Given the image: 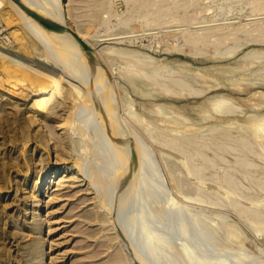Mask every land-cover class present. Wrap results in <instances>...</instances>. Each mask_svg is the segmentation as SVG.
<instances>
[{"label": "rangeland", "instance_id": "374dc122", "mask_svg": "<svg viewBox=\"0 0 264 264\" xmlns=\"http://www.w3.org/2000/svg\"><path fill=\"white\" fill-rule=\"evenodd\" d=\"M90 1L21 0L29 20L12 0L0 4V264H112L120 252L129 264H264V222L241 212L264 213V190L237 169L242 191L228 186L235 151L197 176L187 169L188 155L153 141L146 130L173 138L218 125L264 143V131L256 136L249 129L264 115V0H109L89 23L85 14L98 0ZM103 47L147 54L194 90L155 85L152 94H141L127 75L134 59ZM231 47L237 52L224 54ZM33 72L44 84H31ZM54 76L61 93L54 89L60 102L49 125L25 103ZM100 78L115 92L110 104L87 98L84 87L99 94ZM75 85L86 94L77 98L87 101L77 104ZM221 96L235 110L213 111L210 98ZM205 152L214 158L213 149ZM249 156L264 178V156ZM140 176L146 186L138 185ZM199 192L217 203L192 198ZM196 220L214 227V236Z\"/></svg>", "mask_w": 264, "mask_h": 264}, {"label": "bare ground", "instance_id": "6f19581e", "mask_svg": "<svg viewBox=\"0 0 264 264\" xmlns=\"http://www.w3.org/2000/svg\"><path fill=\"white\" fill-rule=\"evenodd\" d=\"M92 1V0H91ZM90 1V2H91ZM147 1V0H146ZM3 2V0H0V4ZM12 7H15L18 14L20 15V17H22L24 20H29V15L26 13L27 10H25V6L23 4H21V0H12ZM135 3V2H134ZM111 5V4H110ZM133 5V4H132ZM95 8L96 10L91 13H89L91 10H89V12L87 14H85V20H87L89 23L94 21V20H97L99 18V15H100V11L101 10H104L107 8H109V0H98L97 3H95ZM111 8V7H110ZM111 10V9H110ZM109 10V12H110ZM108 12V11H107ZM101 16V15H100ZM104 16V15H103ZM21 18V20H22ZM101 18V17H100ZM25 22V21H24ZM26 26L27 24L24 23ZM28 27V26H27ZM212 30V29H211ZM222 31V30H221ZM220 32V31H218ZM233 33V32H232ZM243 33V32H242ZM211 34V33H210ZM218 34V33H217ZM220 34V33H219ZM218 34V35H219ZM215 35V33H214ZM221 35V34H220ZM4 37V36H3ZM201 37V36H200ZM204 38V37H203ZM6 39V38H5ZM224 39V38H223ZM194 42H195V39H193ZM238 40V39H237ZM208 41V40H207ZM221 41V40H220ZM222 42V41H221ZM190 43V41H189ZM207 44V43H206ZM194 45V44H193ZM189 46V45H188ZM105 47V46H104ZM102 48L104 49L103 52H108V50L110 51H119L122 55H128L130 58H133L134 60L130 61L128 63V66H134L135 68H133V70H131L130 72L128 71L127 72V75L130 76L132 82L135 84V87L138 89V91L141 93V94H145V95H149V94H152L153 91L155 90V85H162L165 89L171 91V92H179V90L183 89V88H187L188 90H194V88L191 86V84L184 78H181L178 77L177 75H174L173 73L171 74H164V72L162 71V68L165 66L164 64H162L161 66H163L162 68L159 67V66H155L153 64V58L147 54H142V53H139L137 51H128L126 49H123V48H118V47H107L106 49L105 48ZM225 47V46H224ZM239 50V49H238ZM139 51V50H138ZM236 51L235 48H228L226 50L225 53L227 54H231V53H234ZM217 52V51H215ZM237 52V51H236ZM1 53V52H0ZM50 54V53H49ZM226 54V55H227ZM121 55V56H122ZM216 55V53H215ZM217 55H220V54H217ZM222 55V54H221ZM52 56V54H51ZM115 56V55H114ZM120 56V55H119ZM118 57V56H117ZM124 57V56H123ZM129 58V59H130ZM155 62V61H154ZM122 63H125V62H122ZM156 63V62H155ZM33 64V63H32ZM21 65H24L26 66V64H23L21 62ZM30 66V64H29ZM124 66V65H122ZM27 67V66H26ZM168 67V66H167ZM8 69V68H7ZM23 69V68H22ZM168 69V68H167ZM17 70V69H16ZM19 70V69H18ZM17 70V71H18ZM32 70V69H31ZM164 70V69H163ZM169 70V69H168ZM9 71V70H8ZM17 71L15 72H12V73H15V74H18ZM21 73L23 76L25 75V73H27L26 76L30 75L28 74V72H26V69L24 71L23 70H20ZM19 71V72H20ZM28 71V70H27ZM36 72V71H35ZM35 72L31 73V74H34ZM69 72V71H68ZM67 72V73H68ZM8 73V72H6ZM30 73V72H29ZM64 73V72H62ZM38 75V73H35V75ZM70 74V73H69ZM12 75V74H10ZM34 76H31L33 78H31V84H32V79L34 81H37L38 84L43 83L42 81V77L41 79L38 78L39 76L36 75V77ZM40 75V74H39ZM61 77V76H60ZM63 77V76H62ZM61 77V78H62ZM23 78V77H22ZM26 79V77H25ZM5 80V79H4ZM20 80V79H19ZM44 80V78H43ZM21 81V80H20ZM69 81V80H68ZM6 82V81H5ZM18 82V80H17ZM30 82V81H29ZM66 82V81H65ZM83 82V81H81ZM100 87H99V91L100 93L99 94H95L93 96V87L89 86L88 87V90L86 87H84L86 93H87V98H89V96H91L93 99H98L102 104H110L112 103L113 101H115V92L113 91V87L110 85L109 82L103 80L100 78ZM13 83V82H12ZM69 83V82H68ZM79 83V82H78ZM37 84V83H36ZM77 84V83H76ZM82 84V83H81ZM11 85V84H10ZM34 85V83H33ZM47 86L45 87H41L43 88V90H39V92L37 93L36 92V98H34L31 102H26L25 104L29 105L30 104V109L33 110L35 113H38L39 115H42V119L44 120L45 123H48L49 125H51L52 123H54L55 119H54V115H52L54 113V109L57 108V103H59V97L58 95H56L54 89L56 87H59L56 85V78L54 76V78L48 82L46 84ZM66 85H69V84H66ZM78 85V84H77ZM75 85L73 87V90L75 91L76 94V98H77V95L78 97L82 96V95H85V93H83L82 89L80 88V86H77ZM83 85V84H82ZM86 85V84H85ZM83 85V86H85ZM3 86V85H2ZM72 86V85H71ZM194 86V85H193ZM14 87V85H13ZM12 86H7V92H9L12 96H16V94H18V90H16L15 88H13ZM134 87V86H133ZM158 87V86H157ZM22 89V88H21ZM58 89V88H56ZM55 89V90H56ZM161 89V88H160ZM185 89V90H187ZM20 90V89H19ZM53 90V91H52ZM180 90V91H181ZM21 91V90H20ZM57 91V90H56ZM157 91V90H156ZM198 91V90H197ZM6 92V93H7ZM24 92V91H23ZM59 92H60V87H59ZM165 92H167L165 90ZM203 92V91H202ZM4 93H5V90H4ZM20 93V92H19ZM30 93V92H29ZM61 93V92H60ZM71 93V92H70ZM164 93V92H163ZM169 93V92H167ZM185 93V92H184ZM21 94V93H20ZM170 94V93H169ZM163 95V94H162ZM216 95V94H215ZM211 96V95H210ZM85 98V97H84ZM83 98V99H84ZM78 99V98H77ZM81 99V98H80ZM80 99L77 100V104H78V101L80 103ZM81 99V100H83ZM90 99V98H89ZM88 99V100H89ZM95 99V100H96ZM86 100V99H84ZM231 100V99H230ZM228 98H225V97H215V99L213 98H210L209 101H211L210 103H212V110L217 112V113H226V112H231L233 110H235V103L233 101V103L230 101ZM25 101V100H24ZM87 101V100H86ZM15 102V101H14ZM19 103V102H18ZM82 103V101H81ZM20 104V103H19ZM75 105L76 104V101L74 102ZM83 104V103H82ZM81 105V104H79ZM18 106V105H16ZM83 106V105H81ZM72 107V106H71ZM108 107H111L110 105L107 106L106 108ZM77 108V107H76ZM75 108V112L78 113L81 112V111H78L76 110ZM129 108H132V107H129ZM128 108V109H129ZM71 109H74V108H71ZM82 109V107H81ZM100 110V113L103 115V116H107V111L105 112V110L103 108H98ZM162 109V108H161ZM20 110V109H19ZM80 110V109H79ZM164 110V107L163 109ZM161 110V111H162ZM168 110V109H167ZM208 110V109H207ZM29 111V110H28ZM170 111V110H169ZM208 111H211V110H208ZM31 112V111H29ZM44 112V113H43ZM126 112V110H125ZM128 112V111H127ZM133 112V111H132ZM172 112H176V113H183L181 112L179 109H173ZM82 113V112H81ZM125 114V113H124ZM123 114V115H124ZM132 114V113H131ZM127 115V114H125ZM176 115V114H175ZM174 115V116H175ZM83 116V115H82ZM128 116V115H127ZM132 116V115H131ZM168 116V115H166ZM173 116V117H174ZM178 116V115H177ZM135 117V116H134ZM181 117V116H179ZM184 117V116H183ZM254 117V116H252ZM259 117V120L253 124L250 125L249 129L252 130V132L256 135V136H261V131H264V115H260L258 116ZM137 118V117H136ZM80 119V118H79ZM134 119V118H133ZM138 119V118H137ZM81 120V119H80ZM131 120H132V117H131ZM179 120V118H178ZM181 120V119H180ZM183 120V119H182ZM38 121V119L36 120ZM145 123V122H144ZM140 124V123H139ZM47 125V124H46ZM48 125V126H49ZM140 126V125H139ZM154 126V125H153ZM224 127V126H223ZM222 126H218V125H213V126H209L206 130H204L202 133L200 134H186V135H183V136H176V137H168V135L166 134V132L162 131L160 129V131L162 132H158L156 129L154 128H148L146 127V130L148 132V134L151 136V139L154 141L157 140L158 143L162 144L163 146H166L170 149H172L173 151H175L177 154L178 153H181V154H186L188 155V160H186V165H187V169L192 173V174H195L197 176H200L202 175V173L204 172V170L207 168L208 165H216V162L217 160L220 158V159H223L224 160V155L223 153L226 151V152H232V151H235V169L233 168L232 171L229 170L228 172H226V179L225 181H227L226 183L228 184V186L231 188V190H240L242 191V188H243V185L241 184L242 182H240L237 177L235 176L234 174V171L233 170H239L244 176L245 178L249 179L252 183L254 184H257L262 190H264V178L259 176L258 173L256 174V165L254 163V160L252 157H250L249 155L250 154H255V155H258V156H264V143H262L261 145H258L256 144L255 142H253V139L250 140L248 138V135L246 134H243V133H239V134H232L231 132H229V130L227 129H224ZM143 129V128H142ZM232 129V128H230ZM154 130H156L157 134H155ZM234 129H232L233 131ZM264 133V132H263ZM171 134V133H170ZM148 135V136H149ZM149 136V137H150ZM82 137V136H81ZM255 141V140H254ZM263 142V141H262ZM85 144V143H84ZM259 146V147H258ZM167 148V149H168ZM260 148V149H259ZM206 149H213L215 151V156L214 158L212 157H208L205 150ZM208 152V151H207ZM176 154V155H177ZM252 156V155H251ZM180 157V156H178ZM183 158V157H182ZM264 158V157H263ZM79 164L80 167H79V170L80 171H83V175L87 174L86 172V167L84 168L85 166V161L84 159H81L79 158L78 160L75 161V164ZM65 164V163H64ZM185 164V163H184ZM234 165V164H233ZM78 166V165H76ZM82 166V167H81ZM174 167V166H173ZM258 167V166H257ZM68 168L67 164L64 165V169ZM81 168V169H80ZM228 168V167H227ZM230 168V166H229ZM228 168V169H229ZM261 168V167H260ZM227 169V170H228ZM78 170V169H77ZM260 170V169H258ZM262 170V169H261ZM264 170V169H263ZM238 171V172H239ZM59 173V170H56L55 171V174ZM79 173V172H78ZM81 173V174H82ZM190 173V174H191ZM54 174V173H52ZM239 174V173H238ZM237 175V174H236ZM80 176V175H79ZM193 176V175H192ZM87 177V175H86ZM195 177V176H194ZM174 178V176H173ZM196 178V177H195ZM205 178V177H204ZM199 179V178H198ZM63 180V179H62ZM51 181V180H50ZM51 183V182H50ZM91 183V182H90ZM149 183V181H148ZM59 184V183H58ZM144 185L146 186L147 185V179H146V176H140L139 179H138V185ZM151 184V182H150ZM92 185H94L93 187H95L97 190L96 193L98 194L97 196H100V187L95 184V183H92ZM149 185V184H148ZM133 186V185H132ZM151 186V185H150ZM92 187V188H93ZM197 187V186H196ZM228 187V188H229ZM200 188V187H198ZM47 189V188H46ZM50 189V188H49ZM94 190V189H93ZM94 190V191H95ZM201 190H203L201 188ZM40 192L41 191V187L40 188H37V192ZM96 195V194H95ZM190 197V195H189ZM192 198H195V199H199L201 201H214L215 203L216 200L211 198L210 196H208L207 194H204L202 192H199L197 196H193ZM216 198V197H215ZM97 201V200H96ZM100 206H104V201H102V199L100 200ZM98 203V202H97ZM42 205V204H41ZM47 205V204H46ZM41 210V206L39 208V212ZM38 212V211H37ZM241 212L243 213H249V214H252L256 219H258L259 221L261 222H264V213L258 209H255V208H246V207H243ZM178 215V214H177ZM93 217V216H92ZM97 217H98V222H102L103 224H105L104 222L107 221L106 217L104 215H101L100 211H97ZM178 217V216H177ZM95 218V217H94ZM179 220H181V217L179 216ZM43 219V218H42ZM95 220V219H94ZM178 222H181V221H178ZM193 224L195 226H198L202 232L204 233H211L212 236H214L213 233H215V230L214 227H212L213 229H211L208 225L205 224L204 221H200V220H196L193 222ZM264 224V223H262ZM230 234L231 235H236V230L235 228L232 226L231 227V230H229ZM53 245V243H51ZM51 245V246H52ZM117 251V250H116ZM95 255V254H94ZM97 255V254H96ZM95 255V256H96ZM92 257V256H91ZM94 258V257H93ZM112 264H129V261H128V258L122 254L121 252L120 253H116L114 255H112V258L110 260ZM82 264H86V263H82Z\"/></svg>", "mask_w": 264, "mask_h": 264}]
</instances>
